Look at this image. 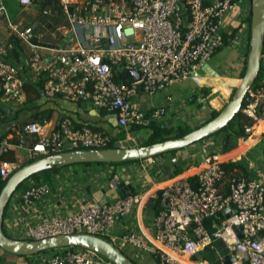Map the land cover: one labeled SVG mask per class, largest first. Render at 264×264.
<instances>
[{
    "label": "built area",
    "instance_id": "obj_1",
    "mask_svg": "<svg viewBox=\"0 0 264 264\" xmlns=\"http://www.w3.org/2000/svg\"><path fill=\"white\" fill-rule=\"evenodd\" d=\"M17 3L21 11L50 3L59 9L65 21L57 24L52 20L31 21L20 26L7 19L10 33L27 45L29 55L21 64L10 63L4 56L13 43L11 40L0 43L1 102L10 104L20 99L24 72H28L42 76L44 96L89 101L96 108L114 112L117 126L125 130L161 121L166 108L142 109L139 96L153 95L191 77L226 44L239 45L251 9V0H17ZM1 13L6 14V8L0 2ZM41 13L51 15L50 7L42 6ZM226 16L238 21L228 30L224 25ZM239 25L243 29L231 35ZM47 35L55 41L48 42ZM131 71H137L139 78ZM115 74H127L126 81H116ZM241 112L250 120L243 126L245 136L250 137L257 126L264 132V82L247 90ZM2 117L0 107V121ZM28 135L34 137L33 142H26ZM124 141H113L109 133L89 124L76 125L67 115L54 127H49L45 119L29 121L20 127L16 142L8 137L0 140V177L7 179L18 168L15 161L3 158L15 146H25L31 158L36 159L67 150L106 148L111 143L124 147ZM224 176L221 162L211 157L193 182L176 177L162 186L159 207L152 218L151 239L136 230L112 232L116 223L125 220L144 198L136 192L112 201H89L65 215H43L36 223L25 224L21 229L24 237L20 239L88 233L108 240L121 251L131 246L147 252L159 264H187L183 257H192L218 235L247 264H264V183L235 174L228 179V190L222 192L219 185ZM119 182L120 174L111 170L109 187L115 189ZM51 192L49 183L29 181L19 197L22 204L31 205ZM226 211L229 216L220 223L212 221L209 232L204 219ZM234 226H241L240 238ZM44 252L36 264H113L81 247Z\"/></svg>",
    "mask_w": 264,
    "mask_h": 264
},
{
    "label": "crops",
    "instance_id": "obj_2",
    "mask_svg": "<svg viewBox=\"0 0 264 264\" xmlns=\"http://www.w3.org/2000/svg\"><path fill=\"white\" fill-rule=\"evenodd\" d=\"M0 2L6 8V14H0V43L12 41L13 47L8 50L4 58L13 64L23 63L29 55V49L25 43L10 33L7 28L8 18L20 26L31 21L45 23L52 20L55 24L65 21L59 9L50 3L33 5L30 9L21 11L17 0H0ZM42 6L50 7L51 15L42 14ZM236 18L234 17L235 20ZM231 19V17H225V30L238 23V21H231ZM46 40L51 43L55 41L51 35H47ZM244 46L246 45H242L240 49L245 48ZM230 48L229 45L220 48L191 77L176 81L153 95L141 94L138 101L142 109L149 110L163 106L166 108V113L162 116L161 121H153L149 124L150 126L138 128H132L135 127L132 126L127 130L117 126L114 112L96 108L89 101L44 96L42 76L38 77L23 71L25 82L20 99L10 104H4L0 99V107L3 110V117L0 121V140L8 137L12 142H16L19 129L26 122L45 119L49 127H54L61 117L67 115L73 119L76 125L89 124L103 129L112 136L113 141L125 139V146L138 145L135 143L139 139L145 138L144 140H146L149 137L152 124L172 129L179 125H187L181 122L187 117L195 115L204 106L219 111L218 109L231 96L232 90L235 89L241 79L239 72L241 73L240 61L242 57L240 55L243 54L241 51L238 52V48L236 50ZM262 58L264 63V54ZM226 65L231 66L232 69H225L228 73L226 74L230 77L228 81L220 84L225 87V91L221 90L218 84L216 85V94L214 89L205 93L206 85L213 84V80L218 79L219 74L222 73V68L227 67ZM232 86L235 87L232 88ZM223 94L225 95L220 99ZM243 116L245 115L243 114ZM16 122L18 125H15ZM222 131L223 129L182 149L149 157L152 158V162L148 161V158H144L117 164L106 163L87 166L76 163L42 174L41 179L51 177L54 181L51 185L52 192L31 205H24L19 197L23 188L17 189L6 205L2 227L10 237L23 238L21 229L25 224L36 223L43 215H65L77 211L89 201H112L117 197L136 192L141 193L144 198L133 207L125 220L116 223L112 232L136 230L151 239L154 234L152 218L159 207L158 192L161 187L176 177L195 180L196 175L211 157L217 158L222 165L226 163L239 164L224 176L219 185L222 192L228 190V179L230 178L228 176L231 174L253 177L264 183V132L260 126L253 130L250 137H237L227 131L228 136L235 139L234 143H230L232 140L229 137L230 140L222 136L216 137ZM128 137H132V139L126 140ZM33 140L34 137L28 135L26 142L31 143ZM3 157L15 161L18 167L31 159L25 146H15ZM111 170L120 174V182L115 189L108 185ZM29 181H34V179L30 178ZM230 211L232 212V210ZM228 214L229 211L220 212L218 217L205 218L204 226L209 232H212V221L215 220L220 223ZM233 250L215 235L210 245L200 249L192 257L183 258L188 261L187 264H214L215 260ZM123 251L138 264H149V260L143 256L142 251L131 246H126ZM49 252L54 251L49 250ZM43 253L23 256L0 249V264H36L39 256ZM150 256L152 257V264H159L152 255ZM234 257L236 263L242 261L236 251Z\"/></svg>",
    "mask_w": 264,
    "mask_h": 264
},
{
    "label": "water",
    "instance_id": "obj_3",
    "mask_svg": "<svg viewBox=\"0 0 264 264\" xmlns=\"http://www.w3.org/2000/svg\"><path fill=\"white\" fill-rule=\"evenodd\" d=\"M249 34V50L244 72L239 83L217 115L203 124L178 137L124 147L113 146L101 149L61 151L36 158L19 166L6 179L0 190V248L11 254L29 256L54 249L81 247L98 253L113 264H136L108 240L88 233L60 234L38 240L10 237L2 229L6 205L18 186L24 181L34 174L49 170L55 166L62 167L76 163H116L149 158L182 149L222 130L241 111L244 96L253 85L261 66L264 47V0H251ZM130 73L135 78H139L137 71H131ZM158 196H160V191ZM233 229L240 238L242 236L241 226H234ZM234 255V250L226 253L215 260L214 264H247L246 260L236 263Z\"/></svg>",
    "mask_w": 264,
    "mask_h": 264
},
{
    "label": "trees",
    "instance_id": "obj_4",
    "mask_svg": "<svg viewBox=\"0 0 264 264\" xmlns=\"http://www.w3.org/2000/svg\"><path fill=\"white\" fill-rule=\"evenodd\" d=\"M247 20L250 22V13H249V15L247 17ZM238 27L239 26H237L235 28V30L231 33V35H234V33H235V31H237ZM226 36H230V34L225 35V37ZM248 50H249V41H248ZM247 54H248V51L246 53V57H247ZM263 54H264V47H263ZM243 72H244V69H243ZM243 72H242V74H243ZM242 74H241V76H242ZM126 76H127V74H125V75H123V74H115L114 78H115L116 81H120V80L126 81ZM261 82H264V63H263V58H262V61H261V66H260L258 75H257L253 85L261 84ZM217 113H218L217 110H213L209 119L213 118L215 115H217ZM37 120H42V119H37ZM247 123H250L249 118L243 116L242 112L240 111L233 118V120L226 127L223 128V130H227L231 134H233L234 136H237V137L245 136V132H244L243 126L245 124H247ZM138 127L139 126L132 127V128H138ZM95 128H97V127H95ZM190 130H191V128H189V126H187V125H179L176 128L170 129V128H162V127H160L158 125L152 124L151 125V133H150L149 137L145 140V142L142 143V144H147V143H151V142H155V141H158V140H163V139L171 138V137H178V136H181V135L187 133ZM172 131H174V134L170 135ZM113 146H114L113 143H111L108 147H113ZM34 159L35 158H31L27 162H30V161H32ZM117 163H121V162H116V163L111 162L109 164H117ZM100 164H106V163H81V165H87V166L88 165H100ZM237 165H239V164L238 163H226V164H223L222 166L224 167L225 175H226V173L228 171H231L233 169V167H235ZM58 168H60V167L55 166V167H53V168H51L49 170L43 171L41 173L34 174L30 178H33L36 181H40L42 174H47V173H49V171H55ZM231 176H233V174L229 175L228 178L231 177ZM5 181H6V179H2L0 177V190H1L2 186L4 185ZM47 181H50V179L47 178ZM190 181L193 182L194 180L190 179ZM23 183L21 185H19L17 189L21 188L23 186ZM2 229H3L4 233L7 234L3 227H2ZM56 250L57 249H54V250H51V251H56Z\"/></svg>",
    "mask_w": 264,
    "mask_h": 264
},
{
    "label": "rangeland",
    "instance_id": "obj_5",
    "mask_svg": "<svg viewBox=\"0 0 264 264\" xmlns=\"http://www.w3.org/2000/svg\"><path fill=\"white\" fill-rule=\"evenodd\" d=\"M250 13V12H249ZM249 13L247 14V16H246V21H245V29H244V31H243V37H242V39H241V41H240V44L239 45H237V46H233L232 47V45H230V44H228L229 45V47H231L230 49L232 50V49H234V50H236L237 48L239 49L238 50V52H240L241 51V53L243 54L242 56L240 55V57H242V60L240 61L241 62V64H240V67H241V73L239 72V74H240V76H241V74H242V72H243V69H244V67H245V64H246V59H247V57H246V53H247V51H248V39H249V24H250V22L247 20V17H248V15H249ZM240 26V28L238 27L237 28V30H239V29H241V27H242V25H239ZM229 43V42H228ZM227 45V44H226ZM242 45H246V46H244L245 48H242V49H244L243 51H242V49H240V47L242 46ZM230 65V64H229ZM227 66V65H226ZM225 69L226 70H231L232 68H231V66H227V67H224V68H222V73H220L219 74V77H218V79H216V80H213V84H209V85H206V89H205V93H209L212 89H214L215 90V94L217 93V88H216V85H218L219 84V88L221 89V90H224L225 91V87H223V85L221 86L220 84H222V83H225L226 81H228V78L230 77V76H228L227 74V72L225 71ZM227 73V74H226ZM230 74V73H229ZM238 77H239V75H238ZM235 85V84H234ZM236 86V85H235ZM234 86V87H235ZM233 86H232V88H234ZM219 89V90H220ZM233 91V90H232ZM225 94H223V95H221L220 96V99H222V97L224 96ZM231 95V94H230ZM230 97H228V99H229ZM227 99V100H228ZM226 100V101H227ZM219 103V102H218ZM217 107H218V105H217ZM222 108V107H221ZM221 108H219L218 110H220ZM213 110H216V109H214V108H212V107H207V106H204L202 109H200L199 110V112H196L195 113V115H193V116H190V117H187L183 122H181L182 124H187L188 126H189V128H195V127H197L198 125H201V124H203L205 121H207L209 118H210V116H211V114H212V111ZM18 121V120H17ZM20 122V121H19ZM15 125H18V123L16 122V124ZM172 134H174V131H172L171 132V134L170 135H172ZM229 134H228V132H227V130H223L222 132H220L218 135H216V137H219L220 138V136H222L223 138H226V139H231L232 140V142L230 141V143H234L235 142V139L234 138H232V137H229L228 136ZM230 136H232V135H230ZM229 137V138H228ZM145 139V138H144ZM144 139H139L135 144H142V143H144L145 142V140ZM229 139V140H230ZM27 163V162H26ZM19 166H21V165H19ZM49 179H50V181H47V178H44V179H40V181H36V180H34V181H36V182H46V183H49L50 185H52V183H54V181L51 179V177H48ZM28 180H30V178L29 179H27V182L25 181L24 183H23V186L21 187V189L22 188H24V186L26 185V183H28ZM46 252H48V253H50L49 251H46ZM143 256L147 259V260H149V264H152L153 262H152V257L147 253V252H143ZM131 260H133V262H135L136 264H138L134 259H131Z\"/></svg>",
    "mask_w": 264,
    "mask_h": 264
},
{
    "label": "bare ground",
    "instance_id": "obj_6",
    "mask_svg": "<svg viewBox=\"0 0 264 264\" xmlns=\"http://www.w3.org/2000/svg\"><path fill=\"white\" fill-rule=\"evenodd\" d=\"M183 259V258H182ZM183 261L185 262V263H187L188 261L187 260H185V259H183Z\"/></svg>",
    "mask_w": 264,
    "mask_h": 264
}]
</instances>
